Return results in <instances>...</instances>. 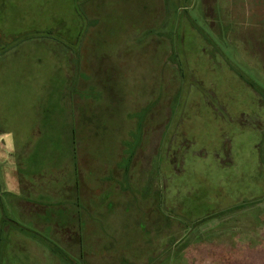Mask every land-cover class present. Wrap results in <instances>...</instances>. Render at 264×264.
<instances>
[{"label":"rangeland","instance_id":"1","mask_svg":"<svg viewBox=\"0 0 264 264\" xmlns=\"http://www.w3.org/2000/svg\"><path fill=\"white\" fill-rule=\"evenodd\" d=\"M138 1L0 0V264H264V0Z\"/></svg>","mask_w":264,"mask_h":264},{"label":"crops","instance_id":"2","mask_svg":"<svg viewBox=\"0 0 264 264\" xmlns=\"http://www.w3.org/2000/svg\"><path fill=\"white\" fill-rule=\"evenodd\" d=\"M141 1L142 0H140V1H138L137 3H140L141 4ZM52 229V228H51ZM54 229H56V228H54ZM53 230V229H52ZM57 231V230H56ZM62 231H60V233H61ZM182 234L184 235L185 234V232H183L182 231ZM186 235H187V233H186ZM188 239H186L185 237H181L180 239H176V243L177 242H179L180 241V243H178V244H182V247L184 248V250H183V253H184V256H186L187 254H188V252H190V250H188V246L189 245H193V242H192V240H189V242L187 241ZM175 243V244H176ZM177 244V245H178ZM52 248V247H51ZM53 252H55L56 254H58V255H60L61 256V254H60V250H62V248L60 247V248H58V250H57V247H56V249H51ZM210 252V251H209ZM211 252H213V250H211ZM206 253V252H205ZM204 253V254H205ZM218 253V252H217ZM210 255L211 254H209V256L208 257H210ZM190 257V256H189ZM30 262L29 261H26V262H23L22 264H29ZM50 263H52V264H62V260H61V258H59L58 260H52ZM49 262H47V264H50Z\"/></svg>","mask_w":264,"mask_h":264}]
</instances>
